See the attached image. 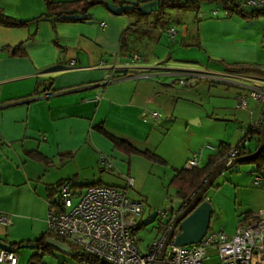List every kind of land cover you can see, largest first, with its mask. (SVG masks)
Masks as SVG:
<instances>
[{"label": "crops", "instance_id": "obj_1", "mask_svg": "<svg viewBox=\"0 0 264 264\" xmlns=\"http://www.w3.org/2000/svg\"><path fill=\"white\" fill-rule=\"evenodd\" d=\"M260 1L264 7V0ZM0 7L21 20L44 12L43 0H0ZM118 9L105 3L103 7L97 5L89 11L91 19L83 22L53 24L39 19L22 27L0 25V213L10 218L8 224L0 223V249L14 250L16 264H28L32 254L27 256V252L17 249L33 243L47 230V201L52 185L66 179L78 185L97 181L105 184L95 172V165L100 172L115 166L123 169L121 162L129 155L115 148L96 129L98 125L138 149L149 143L154 128L150 113L163 108L159 99L162 90L155 77L168 76L169 71H163L166 68L162 61L149 67L140 65V55L133 46L129 45L131 55L130 51L120 53L122 35L131 20L113 11ZM193 12L183 17L181 27L164 20L160 23L165 28L174 26L176 33L171 38L186 47L176 54L175 61L181 67L194 68L200 63L210 69L202 72L234 73L238 76L234 81L245 85L264 81L263 51L259 47L264 38V19L228 16L225 12L226 17L204 16L196 23L202 14ZM216 13L212 11V15ZM141 30L142 39L137 30L128 42L157 40L162 33L151 25ZM205 58L216 61L219 68L208 66L210 62ZM237 62L261 65L262 72L226 70V65ZM189 70L193 69H179L175 74ZM196 79L191 81L193 85ZM231 85L237 89L236 98L242 88ZM262 118L261 109L257 121L262 122ZM257 137L254 133L249 138L247 150H255ZM220 145H206L210 151L205 164ZM197 151H201V165L205 147ZM33 152L48 161L33 156ZM101 154L110 158L111 168L100 163ZM255 169L256 166L248 182L236 186L235 196L245 199L239 206V221L245 219L246 212L251 214L264 207V185L252 182ZM261 174L264 179V167ZM17 242L22 246L13 245ZM59 253L52 248L42 260L45 264H77V258L66 263L56 255ZM66 254L73 256L71 249ZM46 256L50 258L46 260Z\"/></svg>", "mask_w": 264, "mask_h": 264}, {"label": "rangeland", "instance_id": "obj_2", "mask_svg": "<svg viewBox=\"0 0 264 264\" xmlns=\"http://www.w3.org/2000/svg\"><path fill=\"white\" fill-rule=\"evenodd\" d=\"M105 4L115 6L109 0ZM97 5L103 7V4ZM97 5L92 6L89 11L91 12V9ZM155 8V2L142 4V9L147 12ZM243 9L250 10L251 8L245 7ZM212 11L217 13L212 15ZM190 12L193 11L169 10L163 20L181 27L183 17L185 18V15ZM195 14H202L198 18L200 20L196 23H199L204 16L212 18L226 17L223 4L219 1L201 3ZM151 17V15L146 17L141 28L149 27ZM260 18L264 19L261 16ZM141 31V29H138L139 35L142 33ZM151 34L155 36V33ZM142 36L143 34L140 35V39H142ZM260 43L261 40L259 41V47L263 51L261 54L264 58V46H261ZM129 45L135 47V51L140 55L137 60L138 63H141L140 65L149 67L158 61H162L161 65L166 68L163 71H169L168 76L155 77L159 81V87L162 90L159 99L163 103V108L152 111L157 113V118L153 119L154 128L149 143L139 145V149L149 150L162 160L155 161L143 155L132 154L128 157L125 156L124 161L121 162L122 165L124 164L123 169L115 166L112 170L106 169L100 172L95 165V172L102 176L106 185L115 187H125L127 178L131 177L133 179V185L127 188V195L132 200L144 203V213L139 219L136 236L140 250L145 251L148 245L160 238L162 233L160 227L167 221V218H162L158 212L166 209L174 211L181 205L182 201L178 197L171 180L175 170L184 167L188 153L205 147L203 162L200 165L203 166L210 151V148L206 147L207 144L216 148L220 144L234 146L241 140L247 129L261 116V109L259 106H255V100L250 99L246 110L237 108L235 98L237 89L226 82L196 79L197 84L193 85L191 81H194V79H189L187 86L181 87L177 81L180 75L175 74L176 70L209 71L210 69H206V66L200 63L193 66L194 68L181 67L175 61L177 59L176 54L184 52L183 49L186 47L176 43L167 32L160 33L157 40L148 38L141 42H131ZM141 57L144 59L142 60ZM205 61L208 62V58H205ZM209 62L208 66L219 68L215 65L216 61L211 60ZM174 80V84L170 83ZM247 143V146L251 145L250 140ZM254 167V163L246 162L234 165L232 168L220 173L205 192L204 196L212 207L208 228L210 231L223 230L227 233L234 231L240 219L241 208L239 206L244 205L245 202V199H242L241 196L239 198L235 196L236 186L248 182L247 179ZM75 189L79 190V187H75ZM36 246V242L28 243L17 250L20 253L27 252V256H29V253L36 251ZM208 254L211 263L217 261L215 249H210ZM56 255H61L66 263L76 259L75 256L66 253ZM49 258L50 256L45 257L46 260Z\"/></svg>", "mask_w": 264, "mask_h": 264}, {"label": "built area", "instance_id": "obj_3", "mask_svg": "<svg viewBox=\"0 0 264 264\" xmlns=\"http://www.w3.org/2000/svg\"><path fill=\"white\" fill-rule=\"evenodd\" d=\"M242 6L250 8L262 7L260 0H243ZM174 37V26L159 28ZM264 46V38L261 41ZM137 57L135 56L134 59ZM73 65V62L70 63ZM180 86H186L189 79H206L215 82L237 84L242 89L236 97L237 107L245 109L248 98L261 105L264 113V81H256L252 85H245L234 81L238 77L234 73H214L202 71H182L176 73ZM146 76V75H144ZM174 81L170 83L174 84ZM97 97L96 99H98ZM157 118L156 112L150 113ZM259 121L251 127H257ZM255 129V128H254ZM249 128L243 134L241 145L249 141ZM201 151L191 152L184 168L191 170L200 165ZM237 147L233 146L224 159L236 157ZM101 164L112 167L108 156L99 155ZM133 179L128 177L125 187L109 185H94L84 189H75L69 183L58 186L54 198L47 201V229L59 235L81 252L77 264H264V207L251 213L246 220L238 221L234 231L227 233L223 230L210 231L202 239L192 245L178 246L170 240L166 246L162 260L159 254L163 241L176 216L192 199V193L181 202L176 210H162L158 214L167 218V227L162 231L159 239L148 245L147 250L141 251L138 246L136 230L139 219L144 213V203L132 200L127 195V188L133 185ZM253 185H264V179L259 174L254 175ZM57 199L54 202V199ZM10 218L0 213V223L8 224ZM165 225V224H164ZM215 249L217 261L211 263L208 251ZM17 254L11 249H0V264H16Z\"/></svg>", "mask_w": 264, "mask_h": 264}, {"label": "trees", "instance_id": "obj_4", "mask_svg": "<svg viewBox=\"0 0 264 264\" xmlns=\"http://www.w3.org/2000/svg\"><path fill=\"white\" fill-rule=\"evenodd\" d=\"M107 0H43L44 2V12L38 15L33 19L28 20H21L9 16L6 14L4 9L0 7V25L4 27H22L27 25L30 21H37L39 19H45L50 21L51 23L56 22H83L90 20V13L89 9L97 4H103ZM115 6H117L118 10H113L116 14H123L126 15L131 19L129 26L124 30L121 44H120V53L130 51L129 55L132 54L131 49L129 48L128 37L131 34H134L138 29H142L141 25L143 24L144 20L148 15H151L152 19L150 20V25L155 28H165L160 25L163 21L164 17L169 10H179V11H194L197 12L199 10L200 4L203 2H210V1H219L223 4V8L228 16L237 14L246 18H257V17H264V7L260 8H251L250 10H245L241 7L240 0H109ZM148 2H155L156 8L151 11H144L142 9V4ZM239 5H235V4ZM242 8L240 11L239 8ZM170 27V26H169ZM168 28V27H166ZM128 55V56H129ZM226 70L234 71V72H246V71H253V72H262L260 65L254 63H246V62H237V63H230L226 65ZM255 128V129H254ZM249 127V134L252 135L257 133L259 138L261 123L257 127ZM96 129L107 138L115 148L123 151L125 154L131 156L132 154L143 155L148 158H151L155 161L162 160L158 157L155 153L149 150H141L135 147L126 139L120 138L109 131H107L103 126L98 125ZM250 137V138H251ZM242 140V138H241ZM238 141L234 146L237 147V154L236 157L246 155L251 152V150H247L244 145L240 144ZM233 146L226 144L220 145L219 151L216 154L210 155L208 161L203 166H198L191 170H187L184 167L175 170V174L171 180L172 184L176 188V192L178 197L181 201L187 199L192 193L197 191L201 188L204 184V181L209 176L212 168L223 160L225 155L230 151ZM33 156L37 158H42L47 160L45 157H42L38 153H31ZM246 163H254L256 169L254 170L255 175L261 174L262 169L264 167V150L260 153L258 157L252 160L246 161ZM71 183L72 186L78 187L79 189H84L88 186L94 185H106L99 181L94 183H87L83 185H78L73 182L71 179L61 180L52 185L49 189V197L52 200L56 194V190L58 186L62 183ZM69 183V184H70ZM111 186V185H109ZM115 187V186H114ZM56 198L54 202H56ZM251 216L249 212H246V217L243 220L248 219ZM241 221V220H240ZM164 227V228H163ZM167 227V223L160 227V229H165ZM49 237L58 239L64 243H66L69 248L73 252V256L79 260L81 257V252L79 248L75 245L66 240L65 238L56 235L50 232L48 229L41 234L37 239L34 240L37 246L35 247L36 251L33 252L30 257L28 264H45L42 260L43 256L48 254L52 248L45 243V240ZM22 242L13 243V245L22 246Z\"/></svg>", "mask_w": 264, "mask_h": 264}, {"label": "water", "instance_id": "obj_5", "mask_svg": "<svg viewBox=\"0 0 264 264\" xmlns=\"http://www.w3.org/2000/svg\"><path fill=\"white\" fill-rule=\"evenodd\" d=\"M235 5L237 6L239 4L236 3ZM239 10L241 11L242 8L240 7ZM263 150L264 118L261 122L260 135L255 150L246 155L227 158L217 163L212 168L201 188L195 191L187 206L176 216L163 241L159 254L160 260H162L166 246L170 240H173L175 245L188 246L196 244L202 239L209 228L210 216L212 213V207L207 199H205V192L213 184L215 178L220 173L232 168L238 163L255 159ZM175 230H178L177 234L175 233ZM45 243L61 253H68L70 251V248L66 243L52 237L47 238ZM159 264H161V262Z\"/></svg>", "mask_w": 264, "mask_h": 264}, {"label": "flooded vegetation", "instance_id": "obj_6", "mask_svg": "<svg viewBox=\"0 0 264 264\" xmlns=\"http://www.w3.org/2000/svg\"><path fill=\"white\" fill-rule=\"evenodd\" d=\"M177 230H175V233H176Z\"/></svg>", "mask_w": 264, "mask_h": 264}]
</instances>
